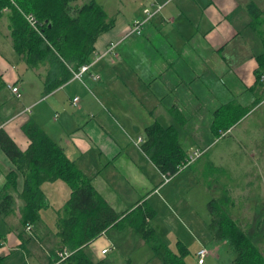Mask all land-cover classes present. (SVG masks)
<instances>
[{"label": "crops", "instance_id": "crops-1", "mask_svg": "<svg viewBox=\"0 0 264 264\" xmlns=\"http://www.w3.org/2000/svg\"><path fill=\"white\" fill-rule=\"evenodd\" d=\"M168 1L139 0L138 6L134 5L128 16H109L114 25L99 37L94 55L114 43L117 44L116 51L94 65L92 72L100 76L98 81L90 74L83 77L88 86L72 77L52 93L45 94L48 73L43 75V67L27 68L19 57L25 70H29V79H35L29 84L31 95L26 100L21 75L11 60L0 53V74L8 84L0 93V127L23 151L28 149L30 141L22 127L31 120L38 123L61 147L66 142L63 148L68 158L123 217L141 206L142 210L158 214V209L156 211L154 205L147 206V203L165 189L159 183L160 176L163 177L151 155L142 149L146 141L145 129L155 123L164 128L172 127L173 137L187 158L200 151L202 156L197 162L221 142L214 131L216 111L235 103L251 108V111L223 136L238 133L247 144L257 146L260 154L264 149V144L255 145L256 137L251 128L254 122L262 127L264 123V100L258 102L264 88L258 87L256 76L259 68L257 57L264 54V40L261 28L255 26L256 21L248 9L249 4L254 2L259 10L264 11V0ZM158 5L165 6L145 24L142 35L134 34L126 38L133 22L144 17L143 10ZM5 36L11 40L10 32ZM80 82L88 88L89 94ZM11 85L24 91L18 107L11 100L15 97ZM68 89L74 90L73 98L71 96L68 100L72 113L69 114L61 105L62 114L57 112L53 118L57 122L48 120V114L52 118L55 106L60 105L54 100ZM78 96V106H74L72 100ZM27 109L30 111L25 112ZM139 139L142 142L138 146L136 142ZM223 158L222 152H212L213 168L225 169ZM13 171H16L15 165L0 149V193L2 196L6 192L16 194V201L22 210L24 204L19 196L23 186L19 192L12 186L6 187L7 176ZM17 175L18 178L21 176ZM64 185L67 186L57 181L42 186L45 206H50L48 202L53 200L50 192L57 189L58 195L63 194L66 191ZM206 188L210 191V186ZM10 189L13 190L10 192ZM17 202L6 212L15 210ZM190 222L192 226H197L196 221ZM147 223L151 226L150 218ZM57 228L59 231V220ZM31 237L37 238L33 231ZM101 238L102 235L83 249L94 247L100 252L99 257L108 255V248L106 254L102 252L111 243ZM19 241L14 236L12 245H18ZM217 242L227 246L225 241ZM59 244L60 241L52 257L56 258V251L61 249ZM201 246L195 251V260ZM84 254L87 257V251ZM101 262L104 261L97 263Z\"/></svg>", "mask_w": 264, "mask_h": 264}, {"label": "trees", "instance_id": "trees-1", "mask_svg": "<svg viewBox=\"0 0 264 264\" xmlns=\"http://www.w3.org/2000/svg\"><path fill=\"white\" fill-rule=\"evenodd\" d=\"M78 1L0 0V19L8 16V28L16 54L29 69L50 65L45 79V94H50L67 83L83 65L94 62L99 37L114 25L96 0H90L83 5H79ZM248 9L256 21L255 26H264V11L259 10L254 2L249 4ZM28 15L35 18L36 28L26 19ZM261 32L264 40V28ZM257 61V84L259 88H264V54L258 56ZM7 87L8 84L0 74V93ZM262 100L264 94L258 102ZM250 111L251 108L235 103L220 107L214 120V131L218 139L245 119ZM22 130L30 141L25 151L0 128V149L16 167V171L7 176L6 187L16 188L17 174L23 177V191L19 197L23 199L24 204V226L36 222L40 211L45 207V195L42 190L45 183L62 181L70 188L64 217L59 219L57 236L61 249L69 246L72 249H81L62 264H105L93 263L85 256L83 248H87L109 229L124 228L126 225L136 229L148 243H153L156 256L163 264H187L186 257L190 250L184 244L179 242V251L174 252L165 243L159 242L156 230L147 223V219H151L154 213L142 210L141 206L124 217L119 215L97 192L91 180L68 158L64 148L38 123L31 120L23 125ZM145 135L146 141L142 144V149L151 155L161 173L179 174L178 169L187 162V157L173 137L172 127L164 128L155 123L145 129ZM227 198L228 196L223 194L219 200L212 199L209 202V230L217 241H225L233 250L235 258L231 264H264V253L255 243V239L228 213H217L218 205L228 202ZM12 201L13 197L7 192L4 193L0 211L7 213L5 209ZM0 264H3L2 257Z\"/></svg>", "mask_w": 264, "mask_h": 264}, {"label": "rangeland", "instance_id": "rangeland-1", "mask_svg": "<svg viewBox=\"0 0 264 264\" xmlns=\"http://www.w3.org/2000/svg\"><path fill=\"white\" fill-rule=\"evenodd\" d=\"M89 1L79 0L78 4L82 5ZM96 1L108 16L113 18L123 14L128 16L129 10L139 4V0ZM8 24L9 19L5 15L0 19V53L11 60L16 71L21 75L22 83L25 84L26 100H29V95H31L29 84L35 79L32 77L29 79V70H25L22 59L20 60L16 54L11 40L5 36V33L10 32ZM263 28L264 26H261V31ZM48 69L50 65L46 64L41 69L43 75L48 72ZM83 81L86 84V78ZM79 84L88 91L82 82ZM24 91L21 90L20 94ZM67 91L60 93L54 100L60 105L55 106L52 118L48 114V120L52 119V122H57L53 118L57 112L59 115L62 114L61 105L66 107L69 114L72 113L68 100L74 90L68 89ZM92 94L91 96L94 97ZM19 99L16 95L11 98L17 107ZM251 128L256 137L255 145L264 144V123L262 127L261 125L256 126L254 122ZM219 140L221 142L209 155H205L181 171L170 183L163 184V178L160 176L159 183L165 189L159 192L158 197L156 196L147 203V206L154 205L156 211L158 209V214H154L151 218V226L156 230L159 242L165 243L174 252L179 251V242L186 244L190 250V254L186 257L187 264H197L194 254L201 244L203 245L201 247H206L212 253L206 259V264H231L234 260L235 255L231 247L217 242L209 230L211 223L209 202L212 199L219 200L218 198L223 194L229 199L227 198L228 202L221 201L223 203L218 205L217 213H228L250 237L255 239V243L264 253V149L260 154L257 146L252 147L247 144L245 138L238 133L227 137L222 135ZM62 145L65 147L66 142ZM235 148L238 151L236 154H234ZM215 150L222 152L223 161L226 164L225 169H215L211 165L212 152ZM17 182L15 190L19 192L23 186L22 176H19ZM207 186H210V191L206 188ZM13 189H10V192ZM65 190L60 195L57 194V189L50 192L53 196V200L48 202L50 206H45L40 211L39 219L31 224L32 231L37 238H32V231L27 230L28 225H23V212L19 207V202L16 201V194L15 196L13 193L10 194L13 201L5 210L12 209L16 202L18 207L16 206L15 210L5 214L0 211V256L3 258V264H52L54 262L55 257H52V253L59 243L57 224L59 218L64 217L66 203L71 193L67 186ZM19 199L23 202L21 197ZM2 201L3 196L0 193V210ZM190 221H196L197 226H192ZM14 236L20 240L16 246L12 245ZM101 239L109 240L111 243L105 246V249L109 250L108 255L103 258L99 257L100 252L94 247L85 250L87 257L95 263L104 261L107 264H163L156 256L153 243H148L132 226L111 229L103 234ZM99 240L96 241V247ZM66 249L74 254L81 248H73V250L69 246ZM51 257L53 259L50 262Z\"/></svg>", "mask_w": 264, "mask_h": 264}, {"label": "built area", "instance_id": "built-area-1", "mask_svg": "<svg viewBox=\"0 0 264 264\" xmlns=\"http://www.w3.org/2000/svg\"><path fill=\"white\" fill-rule=\"evenodd\" d=\"M172 1L169 0L168 3ZM165 5H158L155 8H145L143 10V14L144 17L138 20H135L133 22V24L131 25L128 34H126V37L131 36V35H137L140 36L143 33L145 24L152 20L157 14H159L161 12V10L164 8ZM26 19L28 20V22L31 24L32 27L36 28V21L35 18L32 16H26ZM117 44H110L109 47L107 48L106 51H104L101 54H96V58L94 59V62L90 63V64H86L83 65L78 71H76L73 75V79L74 80H79V81H83V77L86 74H90L92 76V78H94L96 81H98L100 79V76L95 74L94 72H92V67L94 66V64L97 63L98 60L103 59L104 57H106L108 54L113 53L116 49ZM262 80L264 81V75L262 76ZM10 89L12 91V93L16 96H18L19 98L21 97L20 94V88L13 85L10 86ZM80 98L79 97H75L72 101H73V105L74 106H78V102H79ZM30 109L25 110V112H29ZM1 128V127H0ZM142 140L139 139L136 144L139 146L141 144ZM200 156H202V153L200 151H195V153H193L192 155H190L187 158V162L181 166L180 169H178L179 172L183 171L184 169H187L191 164H193L198 158H200ZM177 175V174H176ZM170 173L167 174H162L163 177V183L164 184H168L170 183L173 178L176 176ZM32 226L28 225L27 230L29 232H31ZM108 252V250H104L102 253L106 254ZM211 253L209 252V250L206 247H201L198 252H197V263L198 264H205V260L206 258L210 255ZM70 256H72V253L68 251V249H59L56 251V258L54 260V262L52 264H62L63 262H65Z\"/></svg>", "mask_w": 264, "mask_h": 264}]
</instances>
